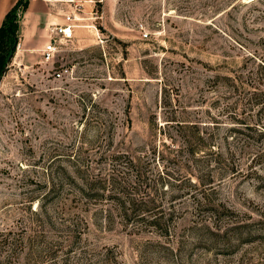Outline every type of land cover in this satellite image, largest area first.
I'll list each match as a JSON object with an SVG mask.
<instances>
[{
	"label": "rangeland",
	"instance_id": "374dc122",
	"mask_svg": "<svg viewBox=\"0 0 264 264\" xmlns=\"http://www.w3.org/2000/svg\"><path fill=\"white\" fill-rule=\"evenodd\" d=\"M37 3L0 81V264H264V0Z\"/></svg>",
	"mask_w": 264,
	"mask_h": 264
},
{
	"label": "trees",
	"instance_id": "16d2710c",
	"mask_svg": "<svg viewBox=\"0 0 264 264\" xmlns=\"http://www.w3.org/2000/svg\"><path fill=\"white\" fill-rule=\"evenodd\" d=\"M28 3L29 0H16L6 11L4 18L0 24V81L16 50V44L19 39V20L21 17V13H23V11L27 8ZM262 133H264V130ZM195 149L196 146L190 148V152L192 155L195 153ZM118 157V155H115L113 159L117 160ZM120 161L125 162V168L129 167L130 170H135L138 173L141 172L138 166H136L132 162V159L117 160V163H119ZM127 163H130V165L127 166ZM112 169H117V172L123 171L122 169L115 168L114 166ZM74 170L77 172L78 167H75ZM84 170L87 171V168L85 167ZM106 181H109L107 177L98 174L96 176H92L91 178H88L86 175L82 176L81 171L79 180L81 186L79 187V189L81 192L86 193V195L89 197H98L96 195H102L103 189L105 187L104 184L106 183ZM133 203L134 201H132V205Z\"/></svg>",
	"mask_w": 264,
	"mask_h": 264
},
{
	"label": "crops",
	"instance_id": "0c3cea01",
	"mask_svg": "<svg viewBox=\"0 0 264 264\" xmlns=\"http://www.w3.org/2000/svg\"><path fill=\"white\" fill-rule=\"evenodd\" d=\"M16 0H0V24L4 18L6 11L12 6ZM42 2H46L41 0ZM63 15L64 10L61 12ZM40 11L38 10L37 0H29L27 8L23 11L19 20V39L16 45V51L13 58V62H18L17 57H21L27 49L32 50L37 48L38 39L36 38L37 29V19L39 17ZM63 20V16H62ZM57 21V22H61ZM37 40V41H36ZM16 59V60H15ZM12 62V63H13Z\"/></svg>",
	"mask_w": 264,
	"mask_h": 264
},
{
	"label": "built area",
	"instance_id": "2783aa9c",
	"mask_svg": "<svg viewBox=\"0 0 264 264\" xmlns=\"http://www.w3.org/2000/svg\"><path fill=\"white\" fill-rule=\"evenodd\" d=\"M50 4H54L56 1L63 0H44ZM76 15L75 11L71 9L64 10L63 20L61 22H51L50 36L45 44L40 48L42 57L46 60L53 61L57 53L60 51V44L71 40L74 36V27ZM69 72L67 66L60 67L53 71L54 78H62L66 73Z\"/></svg>",
	"mask_w": 264,
	"mask_h": 264
}]
</instances>
